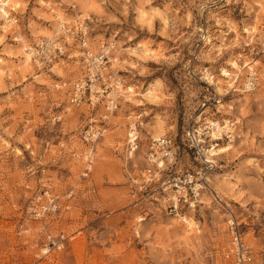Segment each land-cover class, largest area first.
Here are the masks:
<instances>
[{
  "label": "rangeland",
  "instance_id": "rangeland-1",
  "mask_svg": "<svg viewBox=\"0 0 264 264\" xmlns=\"http://www.w3.org/2000/svg\"><path fill=\"white\" fill-rule=\"evenodd\" d=\"M0 5L16 19L0 17V264H235L230 223L245 264H264V0ZM58 20L84 23L93 51L109 47L114 112L69 105L79 58L28 64L16 38L36 43ZM162 137L171 156L158 167L147 155ZM204 172L213 191L169 213L167 182ZM47 234L64 241L43 258Z\"/></svg>",
  "mask_w": 264,
  "mask_h": 264
},
{
  "label": "built area",
  "instance_id": "built-area-1",
  "mask_svg": "<svg viewBox=\"0 0 264 264\" xmlns=\"http://www.w3.org/2000/svg\"><path fill=\"white\" fill-rule=\"evenodd\" d=\"M90 35L84 23L59 24L49 37L39 39L30 47L33 50L32 58L44 65L66 58L72 60L80 59L81 72L78 78L70 85L68 93V103L70 106H87L95 108L102 105L107 113L114 112L118 107L120 81L112 74L111 63L109 62V47L102 45L96 52L92 50L87 41ZM91 49V50H90ZM107 52H106V51ZM75 52V54H74ZM77 53V54H76ZM94 133V134H93ZM95 138L99 133L93 132ZM185 139L189 150L193 154L203 153L201 137L193 131L185 134ZM172 140L162 137L153 140L148 153L149 163L164 164V158L170 157ZM138 136L134 130L128 135L127 149L129 153L137 150ZM204 169L212 171L215 169L214 161L206 158L202 162ZM209 172H204L199 178H194L193 174L173 177L165 185L169 191L166 202H168L169 213L178 217L184 208H194L198 203L202 191L211 192V182ZM196 174H199L196 173ZM231 235V248L227 256H231L235 264H245L249 251L245 247L242 236L233 223L229 224ZM64 241L63 235L54 238L51 234L46 235V240L40 249L41 257L49 258L52 253L61 251Z\"/></svg>",
  "mask_w": 264,
  "mask_h": 264
},
{
  "label": "bare ground",
  "instance_id": "bare-ground-1",
  "mask_svg": "<svg viewBox=\"0 0 264 264\" xmlns=\"http://www.w3.org/2000/svg\"><path fill=\"white\" fill-rule=\"evenodd\" d=\"M7 2L8 1H10V0H6ZM4 6H5V4H3ZM3 5H0V17L3 19V20H5L6 21V23H16V19L15 18H9V14L7 13V14H5V13H3V10H2V7L1 6H3ZM7 19V20H6ZM64 23H69V22H66V21H64V20H58V25L59 24H64ZM15 41H17V42H19V43H21L22 42V44H23V47H24V50H25V54H26V56L28 57V61L27 62H29V64H31L32 62L33 63H36L38 66H42V63L41 62H38L37 60H34L33 58H32V53H33V50L30 48L31 46H32V44H27V42L25 41V38L23 39V37H19V38H16V40ZM87 43H88V45L90 46V41H89V39H88V41H87ZM91 50V49H90ZM108 51H109V48L107 49ZM106 51V50H105ZM107 52V51H106ZM25 60V59H24ZM130 90V89H129ZM149 93V92H148ZM150 95V94H149ZM150 97V96H149ZM226 124H227V122H226ZM228 126H226V128H227ZM226 150V148H221V149H219L217 152L218 153H223L224 151ZM160 165H163V164H160ZM190 221V223H189V225L190 226H193L194 225V223L191 221V220H189Z\"/></svg>",
  "mask_w": 264,
  "mask_h": 264
},
{
  "label": "crops",
  "instance_id": "crops-1",
  "mask_svg": "<svg viewBox=\"0 0 264 264\" xmlns=\"http://www.w3.org/2000/svg\"><path fill=\"white\" fill-rule=\"evenodd\" d=\"M28 64H29V62H28Z\"/></svg>",
  "mask_w": 264,
  "mask_h": 264
}]
</instances>
